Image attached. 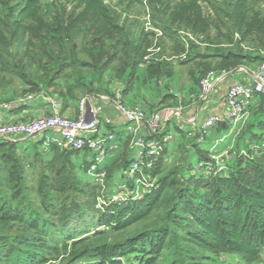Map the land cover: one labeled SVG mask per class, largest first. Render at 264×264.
I'll use <instances>...</instances> for the list:
<instances>
[{"label": "trees", "instance_id": "16d2710c", "mask_svg": "<svg viewBox=\"0 0 264 264\" xmlns=\"http://www.w3.org/2000/svg\"><path fill=\"white\" fill-rule=\"evenodd\" d=\"M261 2L0 0V88L9 73L27 87L20 98L56 94L65 106L78 100L73 89L93 78L119 79L123 102L139 73L146 82L171 78L177 64L190 62L198 67L191 72L197 84L208 71L256 68L264 54ZM141 9L163 31L164 59L144 60L154 35L143 26ZM181 54L184 59H166ZM34 65L39 69L32 71ZM69 69L73 84L57 87ZM248 109L256 117L247 129L260 133L243 130L220 168L201 145L206 138L185 132L174 154L187 156L167 163L166 143L145 169L154 180L149 190L104 210L96 208L98 183L78 172L89 166L77 160L79 151L0 140V264H264V95ZM116 138L119 148L103 164L108 179L132 160L129 137ZM225 254L234 261L223 260Z\"/></svg>", "mask_w": 264, "mask_h": 264}, {"label": "built area", "instance_id": "2783aa9c", "mask_svg": "<svg viewBox=\"0 0 264 264\" xmlns=\"http://www.w3.org/2000/svg\"><path fill=\"white\" fill-rule=\"evenodd\" d=\"M146 2L147 0H143L145 5ZM145 29L153 32L154 40L144 60L148 62L151 59H164L166 56H159L161 48L158 42V39L163 35L162 29L154 27L149 20V16L145 23ZM184 58L185 54H181L180 56H172L166 59L181 60ZM224 73L226 72L214 73L213 71H208L199 81L200 97H205L212 92ZM253 78L254 80L251 85L233 84L227 87L224 95L225 109L223 114H209L200 125L186 131L188 136L192 137L196 135L197 141H203L210 130L220 123L227 124L231 130L243 125L249 119L250 113L248 108L255 96L264 95V54L263 60L253 70ZM35 97L45 96L42 94L36 96L32 94L18 99L17 103H22ZM83 97L79 104L81 111L73 118L61 115L58 112V103L50 100L52 114L48 116L6 123L0 121V140L30 138L45 133L46 136L42 142L44 148L55 145L59 148H71L79 152H89L91 160L87 172L98 184L102 185L107 178V172L103 169V164L112 151L114 152L119 148V143L113 130L101 132L100 111L102 110V106H94L88 103L91 99L98 100L103 104V107L110 105L116 108L126 121L125 133L129 137V147L133 152V156L128 168L123 172H126L129 178L135 176L133 181H141L145 190H149L154 180L147 174L144 175L143 170L151 167L153 161L163 151L164 145L173 138L172 132L165 131L166 123L171 116L181 114L182 106L179 104L175 107H167L145 114L139 108L126 107L121 101V90H114L109 96L96 95ZM5 106L7 105L5 104ZM103 123L108 127L113 124V120L106 115L103 118ZM141 126L150 134H140ZM87 133L91 135L85 136ZM224 137L220 136L216 140L222 141ZM221 156L222 154L212 156L215 158V166L219 167L221 161L218 162V159ZM201 165H204L205 170L208 172H212L214 169V166L207 163H202L199 166ZM136 175L141 177H137ZM142 175L144 176L142 177ZM117 190H130V193H133V188L128 189L122 184L119 185ZM143 193L136 194L135 196L129 194V196L119 199L118 204L140 198Z\"/></svg>", "mask_w": 264, "mask_h": 264}, {"label": "rangeland", "instance_id": "374dc122", "mask_svg": "<svg viewBox=\"0 0 264 264\" xmlns=\"http://www.w3.org/2000/svg\"><path fill=\"white\" fill-rule=\"evenodd\" d=\"M260 9L262 11H264V2H261L260 4ZM141 15L140 18L143 22V26L145 27V23L147 22V9L146 11H144L141 9ZM209 36H214V32L211 31ZM154 40V39H153ZM152 40V43H153ZM161 41V38L158 39V42ZM169 44V43H168ZM169 46V45H168ZM203 46V45H202ZM201 46V48H202ZM158 57V56H156ZM36 57L33 56L31 58V60ZM174 60H178V59H174ZM39 68L37 66H33L32 67V71L38 70ZM198 69L197 66H195L192 63H179L177 66L174 67V75L172 76L173 78H166L164 76L160 77V81L159 79H150L147 82L144 80V76L139 73L138 75V79L135 81V83H133V88L132 90L126 95L128 100L126 102H124L125 100H123V103L126 107L128 108H139L141 110H143L145 112V114H148L149 112H151V107L154 106V102L157 103L156 99L162 98V95L166 93H171V94H177L176 92H180V87L185 86V84L183 83L184 80L188 81V82H193L192 80V74L191 72L196 71ZM71 69L68 70V72H64L62 74V79H59L56 81V86L60 87L61 85H64L65 82L66 84H73L74 82V78H75V73H72V71H70ZM42 73V72H40ZM110 74V72L108 73ZM69 75V76H68ZM64 76H68V77H64ZM114 76V74H113ZM2 77L4 78V88H0V109L2 107H4V105H9L10 102H15L16 100L20 99L22 93L24 92V90L27 89V87L24 85V83L22 82V80L20 78H18L15 75H11L9 73H4L2 74ZM107 78V77H106ZM113 78V77H111ZM202 78V77H201ZM200 78V79H201ZM108 79V78H107ZM106 79V80H107ZM99 80V81H98ZM112 81V82H111ZM200 81V80H199ZM119 79H111L108 81H102L100 79L97 78H93L92 82H87L88 83V87L84 86L82 88L76 87L73 89V92L76 94L77 99L73 101L72 105L74 107H76V104H80L81 99L84 98L83 96H96V95H101V96H109L111 95L112 91L114 90H121L124 85L122 84V82ZM94 83V84H93ZM194 83V82H193ZM197 86H199V82L197 83ZM109 88H111L110 93L109 92ZM183 88V87H182ZM126 98V97H125ZM180 97H177L175 102L177 103L179 101ZM77 101V102H76ZM89 104H92L94 106H102V110L100 111V119H101V130H110L111 128L107 127L104 125L103 123V118L107 115L108 117H110L111 119H118L119 116H122L120 114V112L114 108V107H110V105H106L108 107H103V104H101V102H99L98 100H94L91 99L89 102ZM179 105L178 103L171 106V105H165L164 108H171V107H175ZM204 110V109H203ZM203 113V111H202ZM264 116V115H263ZM256 115H250L249 119L241 126H237L234 129H230V126L223 128L225 129V133L220 134L217 138H219L220 136H225L224 139L222 141H217L215 139V141L211 142V136H207L205 143L201 144L203 145L205 148H207L209 151V158L210 160L215 161L212 156L213 155H219L222 154L221 157H219L218 162L222 160V158H224V156L226 155V152L229 150H233L235 144L237 143L238 137L240 135V133L243 130H249V133L251 131H255V132H259L258 127L254 128L253 126L249 127L247 129V126L250 125L251 123L255 122ZM257 120V118H256ZM264 121V118L262 119ZM261 121V122H263ZM260 122V121H259ZM258 123V122H257ZM125 127H126V121L122 120L121 125H114L112 124V129L114 130H122L123 132H125ZM143 126L140 127V130H142ZM217 128V127H216ZM264 131V128H262V131ZM214 132H218L217 129L214 130ZM220 132V131H219ZM218 132V133H219ZM50 134V133H47ZM90 133L85 134V136H90ZM46 136L45 133L36 135L34 137H30V138H16L19 141V146H27L30 142L34 141H39L40 144L38 145V147H43L42 142L44 140V137ZM249 137V134H245L244 135V139H247ZM21 140V141H20ZM126 140H128L126 138ZM172 141V140H171ZM217 141V142H216ZM210 142V143H208ZM129 145V144H127ZM172 142H169L167 144V153H166V157H169V160L166 161L169 164H175L179 161V159L187 156L186 152H179L177 151V154L173 153L172 149L173 147ZM261 146H263L261 144ZM178 150V149H177ZM131 156H133V152L131 151ZM77 160L79 162H82L83 160H86L88 162H90L91 160V154L89 152H80L77 154ZM182 160V159H181ZM191 160V165L192 167H195L197 164V158L192 156V158H190ZM182 162V161H181ZM78 172L80 173V175L88 181H93L94 183H97L94 178L92 176L89 175V173L87 171H82V169L80 167H78ZM144 175H146L145 170H143ZM142 175V177L144 176ZM137 176V175H136ZM135 177V176H134ZM134 177L129 178L126 174V172H117L115 174H113V176L111 178H106L105 183L98 184V188L96 191V193L98 194V196L96 197V208L99 210H104L105 207L109 204V202H114L118 204V200L121 198H124L125 196H129V194L132 195H136V194H141L142 192H144L145 188L143 187L141 181H137L134 182L133 179ZM137 177H141V176H137ZM140 179V178H139ZM111 184V185H110ZM125 185L126 188L130 189L133 188V193H130V190H117V188L119 187V185ZM117 202H116V201ZM234 256H231L230 254H225L223 256V260L225 261H234Z\"/></svg>", "mask_w": 264, "mask_h": 264}, {"label": "crops", "instance_id": "0c3cea01", "mask_svg": "<svg viewBox=\"0 0 264 264\" xmlns=\"http://www.w3.org/2000/svg\"><path fill=\"white\" fill-rule=\"evenodd\" d=\"M254 69V66H239L232 71L224 73L220 81L215 86L214 90L205 97H200V87L197 86V84L188 82L186 80L183 81L185 86H182L183 88L180 87V92H176L177 94H173L176 98L180 97L178 104L182 106V112L178 116H171L166 123V129L168 130V132H172L173 134V138L171 139L172 141H169L173 144V153L176 152L180 143H182V141L184 140V134L188 129L200 125L205 117H207L211 113H215L218 115L223 114L225 109L224 95L227 87L233 84L251 85L253 83ZM170 94L171 93H166V95L163 94L160 100L156 99L157 103H153L154 106L151 107V111L163 109L165 105H171L169 103L173 101L172 97L166 98V96H169ZM165 98L167 100L164 103L161 102L162 99ZM50 100L56 101L58 103V112L65 117L73 118L77 116L81 111L80 105L78 103L76 104V107L72 105L73 101L75 100H69L68 104L64 106V104L60 100V97L54 94L46 97H36L31 100L23 101L22 103L10 102L9 105H4V107L0 109V121L6 123L16 120H31L40 116H48L52 114ZM127 100L128 98L126 96L124 102H126ZM112 120L114 125H121L123 117L119 116L118 119ZM216 126L210 130V135L208 134L212 138L211 142L215 141L216 137H218L220 134L225 133V129H222L219 133L214 132ZM107 130H101V132H105ZM114 132L119 137H127L126 133L122 130H114ZM140 134L145 135L150 133L146 132V130L142 128V130H140Z\"/></svg>", "mask_w": 264, "mask_h": 264}, {"label": "water", "instance_id": "95a60500", "mask_svg": "<svg viewBox=\"0 0 264 264\" xmlns=\"http://www.w3.org/2000/svg\"><path fill=\"white\" fill-rule=\"evenodd\" d=\"M103 1H105V2H106L107 0H103Z\"/></svg>", "mask_w": 264, "mask_h": 264}]
</instances>
